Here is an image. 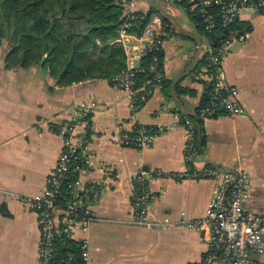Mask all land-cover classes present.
<instances>
[{"label":"crops","instance_id":"0c3cea01","mask_svg":"<svg viewBox=\"0 0 264 264\" xmlns=\"http://www.w3.org/2000/svg\"><path fill=\"white\" fill-rule=\"evenodd\" d=\"M134 1L137 11L149 9L148 0ZM169 5L167 10L177 20L182 15L180 9ZM156 21L152 17L150 24H160ZM185 21L180 24L196 32L195 23L186 17ZM240 22L250 31V38L233 47L225 60V73L229 85L238 90L243 113L229 116L218 112L200 119L203 145L190 160L183 118L198 117L209 85L204 67L195 73L198 63L193 70L201 60L197 42L179 32L170 33L162 46L165 84L141 100L136 112L130 107L127 92L111 80L60 87L40 68L7 70L0 62V264H37L39 218L24 201L45 191L64 147L58 129L72 119L82 103L93 104L79 127L83 149L93 161L82 179L91 185L100 183L101 190L96 219L87 233V264H189L205 254L204 231L176 225L148 229L130 222L135 179L141 172L147 189L157 196L149 214L151 221L176 223L182 213L191 219L205 216L214 187L212 179L178 180L161 175L180 173L187 164L198 170L245 168L249 181L244 206L252 213H264V13L247 11ZM202 37L206 45L207 39ZM126 41L130 46L128 53L124 47L127 68L139 69L143 59L133 46L142 41L135 36ZM141 93H145L144 88ZM136 124L156 133L150 148L118 144L120 131L132 130ZM102 165L108 169L105 173L100 171ZM83 236L75 233L77 239ZM255 258L264 264V254Z\"/></svg>","mask_w":264,"mask_h":264},{"label":"built area","instance_id":"2783aa9c","mask_svg":"<svg viewBox=\"0 0 264 264\" xmlns=\"http://www.w3.org/2000/svg\"><path fill=\"white\" fill-rule=\"evenodd\" d=\"M168 4H175L181 0H164ZM127 15L120 27L122 42L126 52H129L126 39L133 37L128 32L132 21L139 18L136 2L128 0ZM188 11L201 18L206 34H214L217 29L223 31V38L217 46L210 42L204 45L203 58L205 76L211 95L208 103L202 105L198 112L201 120L215 116L222 112L229 116L243 113L238 98V90L227 82L225 60L238 43H246L250 38V31L239 27L243 13L250 11L253 15L264 13V0H188ZM158 25L145 26L139 45L133 50L139 53L141 59L150 53L156 54L162 50L163 43L170 37V33L158 20ZM120 40V41H121ZM144 69H129L115 75L111 83L129 95L130 107L136 112L140 108V101L152 95L157 87H162L165 76L157 54L150 63V75L143 85H138V73ZM142 88L145 93L142 94ZM93 109V104L82 103L74 112L72 119L61 125L59 133L64 138V147L58 158L56 167L40 197L24 201L35 211L39 218L40 248L37 264H52L56 242L60 236L78 241L81 246V258L87 264L89 258V232L92 222L96 219L95 205L101 195L98 184L84 183L82 176L93 161L84 151L83 141L79 135V127L87 119ZM187 127L188 149L187 159L198 151L196 125L185 116ZM156 133L147 126L136 124L132 130H121L118 144L134 149H147L153 145ZM107 167L101 166L105 173ZM166 178L183 180L186 178H209L214 181L212 197L205 216L191 219L182 213L180 220L171 223L151 221L149 214L157 196L146 187L145 174L141 172L135 181V202L132 210L131 223L153 229L160 226L184 227L206 234L207 249L202 259L189 264H261L255 256L264 254V213L255 214L244 206L246 186L249 173L245 168L236 167L231 171H220L203 168L194 169L187 164L180 173H162ZM80 232L83 237L77 239L75 233Z\"/></svg>","mask_w":264,"mask_h":264},{"label":"trees","instance_id":"16d2710c","mask_svg":"<svg viewBox=\"0 0 264 264\" xmlns=\"http://www.w3.org/2000/svg\"><path fill=\"white\" fill-rule=\"evenodd\" d=\"M127 1L0 0V62L7 70L40 68L60 87L88 80H111L127 70L126 52L119 41L120 27L128 11ZM175 5L187 11L198 34L205 36L212 45H218L223 38L221 29L206 34L201 18L189 13L188 0L178 1ZM154 12L150 6L147 11H137L139 18L132 21L128 32L141 36L145 26L152 23ZM161 21L169 33L177 32L165 19ZM239 27L244 28L241 22ZM156 54L162 65V50ZM156 54L150 53L143 58L144 71L138 73V85L148 79L150 63ZM205 65V58H202L195 73ZM210 95L211 88L208 87L203 105L208 103ZM189 118L197 124L198 145L202 146L200 119ZM52 264H86L81 258L80 243L60 236Z\"/></svg>","mask_w":264,"mask_h":264},{"label":"water","instance_id":"95a60500","mask_svg":"<svg viewBox=\"0 0 264 264\" xmlns=\"http://www.w3.org/2000/svg\"><path fill=\"white\" fill-rule=\"evenodd\" d=\"M148 4L152 9H154L158 14H160L161 17L165 19L177 32L197 42L199 50V59H202L205 50L203 44V37L198 34L197 31H188L182 24H180V22L176 20V18L167 9L155 4L152 0H148ZM198 63L199 61H197L193 70L196 68Z\"/></svg>","mask_w":264,"mask_h":264},{"label":"rangeland","instance_id":"374dc122","mask_svg":"<svg viewBox=\"0 0 264 264\" xmlns=\"http://www.w3.org/2000/svg\"><path fill=\"white\" fill-rule=\"evenodd\" d=\"M158 5H160L161 7H163V8H165V9H167V8H169L170 7V5L166 2V1H164V0H154ZM180 9V8H179ZM180 13L182 14V15H180V16H178L177 17V21H179L180 23H186V21H185V17L186 18H188L189 19V21H191L190 20V17H189V15H188V13H187V11L186 10H184V9H180ZM190 13V12H189ZM184 15V16H183ZM152 17L155 19V18H157V21L158 20H162V17H161V15L160 14H158L157 12H154L153 13V15H152ZM204 38H205V40H206V37L204 36ZM205 43L206 44H208V42H207V40L205 41ZM4 45H5V47H6V42L4 43ZM3 54V53H2Z\"/></svg>","mask_w":264,"mask_h":264}]
</instances>
